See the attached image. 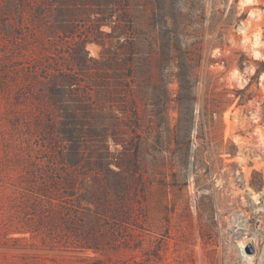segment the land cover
<instances>
[{
  "label": "rangeland",
  "instance_id": "374dc122",
  "mask_svg": "<svg viewBox=\"0 0 264 264\" xmlns=\"http://www.w3.org/2000/svg\"><path fill=\"white\" fill-rule=\"evenodd\" d=\"M0 264H264V0H0Z\"/></svg>",
  "mask_w": 264,
  "mask_h": 264
},
{
  "label": "trees",
  "instance_id": "16d2710c",
  "mask_svg": "<svg viewBox=\"0 0 264 264\" xmlns=\"http://www.w3.org/2000/svg\"><path fill=\"white\" fill-rule=\"evenodd\" d=\"M227 94H228V91L227 90L224 89L223 91H221L220 97H219V101H225V102L226 101L227 102L229 101L230 102V101L234 100L233 97H230ZM249 99H250L249 96H243V97H241L239 99V101L237 102V104L238 105L245 104ZM175 100L177 101V107H176V109L179 112L178 122H181V105H182L181 96L176 97L174 99V101ZM163 104H164L163 105L164 106V109H167L168 102H167V98L166 97H165V100H164ZM215 104H216V99L214 97H212V96L206 97L205 104H204V106H205V114L209 118L210 121H212V119H213V112H214V110H213L212 107ZM201 124L202 123L200 122V126L199 127L202 126ZM186 135H187L188 138H187V141L185 142V146H187L188 143L193 140V138L199 139V137H201L200 133H196L194 135V137L190 136V129H187Z\"/></svg>",
  "mask_w": 264,
  "mask_h": 264
}]
</instances>
